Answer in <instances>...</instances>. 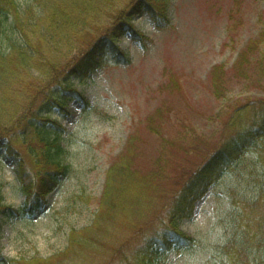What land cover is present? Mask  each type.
<instances>
[{"label": "rangeland", "instance_id": "obj_1", "mask_svg": "<svg viewBox=\"0 0 264 264\" xmlns=\"http://www.w3.org/2000/svg\"><path fill=\"white\" fill-rule=\"evenodd\" d=\"M164 11L162 26L149 14L133 21L142 40L120 39L130 64L109 66L77 83L90 102L87 110L72 101L70 117L53 113L67 130L70 172L36 215L1 216L0 247L6 256L50 258L65 252L72 231L96 219L109 168L133 147V169L149 183L144 191L163 195L155 199V211L137 223L120 221L113 227L115 222L108 248L97 254L91 250L95 243L86 242L52 264L121 261L122 253H133L144 237L163 227L165 203L230 133L223 134L224 123L234 110L264 100V0H167ZM111 16L87 29L101 36L100 25H109ZM89 36L86 32L82 38ZM86 42L77 43L70 53L74 58L59 66L77 59ZM216 68L221 69L219 86L213 82ZM38 75L31 72L24 79L22 100L30 107L32 101L39 104L29 86ZM263 150L262 142L255 143L229 164L196 204L193 217L183 220L181 230L196 244L165 252L153 264H264V224H259L264 217ZM18 160L0 151V197L15 208L25 203Z\"/></svg>", "mask_w": 264, "mask_h": 264}, {"label": "trees", "instance_id": "obj_2", "mask_svg": "<svg viewBox=\"0 0 264 264\" xmlns=\"http://www.w3.org/2000/svg\"><path fill=\"white\" fill-rule=\"evenodd\" d=\"M121 1L0 0V151L19 159L17 176L25 193L21 208L5 204L0 197V227L1 216H33L45 208L47 197L69 174L70 165L65 161L67 131L52 115L61 114L58 110L63 107L67 110L72 101L81 103L85 109L90 106L77 83H86L100 68L131 63L119 42L127 34L142 40L143 34H139L133 24L138 16L149 14L162 26L165 15L158 13V9L164 11L165 0H129L118 8ZM110 10L113 12H108ZM109 15H112L110 24L100 25L101 36H93L95 32L87 27ZM86 32L90 35L88 40L93 36L91 41L83 40ZM82 42L87 46L82 47L77 59L61 68L59 63L63 59L70 62L74 58L70 57L72 49ZM215 70L213 82L219 86L221 69ZM36 71L39 75L29 86L35 89L34 99L39 104L32 101L33 107H30L22 100L27 89L24 79ZM225 126L229 130L225 129L223 134L230 133L220 138L204 165L165 203L167 217L161 219L163 227L143 238L133 253H122L121 261L116 264H153L159 253L193 241L180 226L183 220L194 215L200 194L206 189L207 170L239 160L264 136V100L238 106ZM128 152L109 168L93 224L73 230L65 252L50 258L16 259L6 256L0 247V264H52L56 258L69 257L74 246L86 242L95 243L91 250L97 254L108 248L109 230L115 222L113 227L120 221L137 223L141 215L155 211V199L163 195L152 197L144 191L149 184L147 177L141 178L133 169L134 148L130 155ZM26 155L31 159L30 166Z\"/></svg>", "mask_w": 264, "mask_h": 264}, {"label": "bare ground", "instance_id": "obj_3", "mask_svg": "<svg viewBox=\"0 0 264 264\" xmlns=\"http://www.w3.org/2000/svg\"><path fill=\"white\" fill-rule=\"evenodd\" d=\"M167 0H165V2H166ZM165 9H166V7H165ZM164 9V10H165ZM158 13H161V14H163V15H165L166 14V11H162V10H160V9H158ZM162 24H163V22H162ZM143 38H144V36H143ZM142 38V39H143ZM188 49L190 50L191 49V47L189 46L188 47ZM125 54L128 56V54L125 52ZM102 69H104V68H100L98 71H100V70H102ZM98 71L95 73V74H97L98 73ZM94 74V75H95ZM85 96V95H84ZM85 98H87V97H85ZM73 102H77V101H73ZM77 103H79V102H77ZM79 104H81V103H79ZM83 109V111H85V110H87V109H85V108H82ZM58 110V109H57ZM61 114H59L60 116H64V117H70V116H67V115H69V113L71 112L70 111V109H67V110H65V108L63 107L62 109H60V110H58ZM224 125H226V122L224 123ZM225 127V129L226 130H229L226 126H224ZM264 135V134H263ZM259 142H262V141H264V136L263 137H261L259 140H258ZM67 149H68V146H67ZM67 149H66V151H67ZM264 151V150H263ZM68 152V151H67ZM214 153V152H213ZM212 155V154H211ZM210 155V156H211ZM209 156V157H210ZM207 159H205L204 160V162L206 161ZM204 162H202L201 163V165L199 166V169L204 165ZM229 164H230V162L229 161H227V164L226 165H224L223 167L222 166H220V165H217L214 169H209V170H207V173H208V175L206 176V178L204 179V182H207L206 183V189H205V191H203L201 194H200V200L205 196V195H207L208 194V192H209V189L216 183V182H218L220 179H221V177L224 175V173H225V169L227 168V166H229ZM198 169V168H197ZM196 169V170H197ZM198 169V170H199ZM196 170L186 179V181H188L195 173H196ZM185 181V182H186ZM179 190V189H178ZM200 200H198L197 201V203L200 201ZM196 203V204H197ZM259 224H264V220L261 222V223H259ZM261 226V225H260ZM147 237H149V236H146V237H144V238H147ZM196 244V240L193 238V241H191V242H189L188 243V245H179V246H176L175 247V249H178V248H182V247H186V246H189V247H192V246H194ZM171 251V250H170ZM164 253L165 252H161V253H159L158 254V257L157 258H159V257H161L162 255H164ZM156 258V259H157Z\"/></svg>", "mask_w": 264, "mask_h": 264}]
</instances>
